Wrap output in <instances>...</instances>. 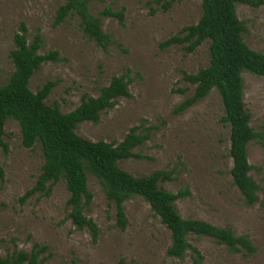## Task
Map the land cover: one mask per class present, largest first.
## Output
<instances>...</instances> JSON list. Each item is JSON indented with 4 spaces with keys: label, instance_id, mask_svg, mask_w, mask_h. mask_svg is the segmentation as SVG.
Segmentation results:
<instances>
[{
    "label": "rangeland",
    "instance_id": "obj_1",
    "mask_svg": "<svg viewBox=\"0 0 264 264\" xmlns=\"http://www.w3.org/2000/svg\"><path fill=\"white\" fill-rule=\"evenodd\" d=\"M203 0L175 2L163 12L151 0H92L90 13L101 19L102 29L112 41L101 47L88 39L76 15L55 24L57 10L65 0H0V86L14 72L10 52L21 22L27 26L29 43L37 30L42 35L39 53H58V61L42 64L30 80L37 92L48 81L56 82L45 100L57 104L62 113L76 109L84 99L97 97L113 77L127 76L131 97H119L117 104L101 113L98 123L82 122L77 134L94 142L117 145L132 127L150 136L134 150L140 158L119 162L121 169L134 176L156 171L172 172L171 180L160 187L189 194L175 206L183 218L207 221L229 227L236 235H248L256 252L246 256L231 252L207 236L190 235L189 242L204 256L203 264H264V146L259 140L248 145L253 166L250 175L260 185L259 201L246 205L234 185L231 169L230 126L221 97L214 89L205 99L177 113L176 109L194 94L196 86L184 79L210 62V41L188 53L182 45L162 48L161 44L183 28L196 24L202 15ZM107 7L124 11V21L103 16ZM238 18L245 23V42L251 49L264 52V5L253 8L236 5ZM244 102L251 115L250 124L264 132V78L243 72ZM0 146V254L15 249L30 251L35 243L47 245L45 264H193L191 253L183 259L170 257L171 232L162 224L150 205L139 196L125 202L128 225H116L115 207L99 181L88 176L92 193L85 215L97 224L94 242L87 230H78L69 217L70 193L64 180L48 184L21 201L33 188L42 172L44 156L40 143L33 148L22 144L19 123L10 119L5 125Z\"/></svg>",
    "mask_w": 264,
    "mask_h": 264
},
{
    "label": "trees",
    "instance_id": "obj_2",
    "mask_svg": "<svg viewBox=\"0 0 264 264\" xmlns=\"http://www.w3.org/2000/svg\"><path fill=\"white\" fill-rule=\"evenodd\" d=\"M91 1L65 0V4L57 10L55 24L64 22L72 14L76 15L85 36L105 48L112 37L103 31L101 19L90 13ZM181 1L184 0H151L158 6V9H152V13L159 9L167 12L175 2ZM238 3L257 8L264 5V0H203L199 21L183 28L164 41L161 47L182 45L186 52L191 53L210 41L209 65L195 74H184V79L196 88L176 112H182L205 99L214 89L218 91L225 112L223 122L230 126L229 155L233 161V183L240 190L245 204L251 206L259 201L261 187L250 175L253 166L248 158V145L259 140L264 146V132H256L250 124L251 115L244 102L243 72L264 78V52L251 49L245 42L243 33L247 28L238 18ZM101 15L124 21L123 10L115 12L107 7ZM27 35V26L21 22L14 35L15 47L10 52L15 69L8 82L0 86V146L7 151V144L3 141L5 125L8 120L14 119L21 127L23 146L33 148L40 143L44 156L37 183L20 198L22 202L37 192L46 191L48 184L64 180L70 193L67 204L72 223L78 230L87 229L96 242L98 226L85 215L93 197L88 189L90 174L99 181L106 198L114 205L116 225L121 230L128 225L124 205L127 200L139 196L150 205L171 232L172 242L167 251L170 257L183 259L190 252L193 264H203L204 256L189 242L190 235L210 237L225 245L229 251L246 256L256 252L248 235H236L229 227H219L204 220L183 218L175 203L189 194L188 188L174 193L159 185L161 181L171 180L172 172L156 171L148 176H134L120 168L119 162L141 157L134 150L149 140L150 129L143 133L139 132V127H132L117 145L94 142L77 134L79 124L86 121L98 123L101 113L112 109L119 97H131L127 76L113 77L99 96L86 98L73 111L62 113L57 104L51 106L45 102L56 82L48 81L37 92L30 89L34 74L42 64L58 61V53H39L42 48L40 29L32 43L28 42ZM0 177H4L1 164ZM48 248L35 243L30 251L15 249L6 257L0 254V264H45L48 257L43 255ZM119 264L125 263L121 260Z\"/></svg>",
    "mask_w": 264,
    "mask_h": 264
}]
</instances>
